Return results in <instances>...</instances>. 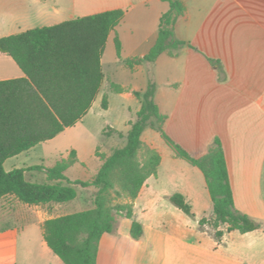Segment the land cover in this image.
<instances>
[{"label": "crops", "instance_id": "0c3cea01", "mask_svg": "<svg viewBox=\"0 0 264 264\" xmlns=\"http://www.w3.org/2000/svg\"><path fill=\"white\" fill-rule=\"evenodd\" d=\"M180 1L184 10L176 21L175 36L186 44L175 55L166 51L153 62L133 67L125 60L145 56L155 44L160 18L170 8L169 0H130L127 5L92 13L128 6L106 42L101 59L104 80L93 104L103 91V96L114 92L120 100L134 103V111L130 108L131 116L123 121V129L109 126L126 134L129 122L135 120L141 107V100L134 92H144L153 83L154 100L167 117L164 129L173 140L196 157L207 153L216 138L221 140L234 205L261 222L262 227L245 233L228 232L222 227L224 234L217 239L205 227L207 224L201 226V218L213 216V203L203 172L177 157L160 132L146 128L142 140L160 153L159 167L165 165L175 170L184 180L185 185L177 186L168 196L181 193L191 207L202 205L204 213L196 220L195 227L179 224L162 228L143 223L144 235L139 240L130 234L132 219L119 216L116 229L105 233L100 240L97 264H264V0ZM130 14L134 20L129 26H123ZM75 17L78 16L73 0H0V35L54 25ZM49 18L57 21L39 25L42 19ZM116 38L121 42V53L118 54L116 47L115 64L128 72L125 78L112 79L106 73L104 54L111 39L116 46ZM24 76L16 61L0 51V80ZM112 83L123 90H112ZM111 107L110 101L107 109ZM78 158L80 163L84 162L79 152ZM33 165L49 167L41 161L13 165L12 169ZM28 176L40 181L46 178L41 171H30ZM148 179L140 193L148 187ZM80 196L78 193L73 206L81 203ZM133 204L135 214L136 199ZM209 205L212 209L207 213ZM14 206L29 209L30 215L16 211ZM58 207H64L65 211L55 215ZM37 208L39 212H35ZM70 210L65 203L29 205L13 195L3 197L0 218L12 217L22 228L12 225L0 228V264H65L46 242L42 224L48 218L72 213ZM32 224L39 228H28Z\"/></svg>", "mask_w": 264, "mask_h": 264}, {"label": "trees", "instance_id": "16d2710c", "mask_svg": "<svg viewBox=\"0 0 264 264\" xmlns=\"http://www.w3.org/2000/svg\"><path fill=\"white\" fill-rule=\"evenodd\" d=\"M170 8L160 18L155 44L143 57L125 60L129 67L155 61L163 52L175 55L186 42L175 36V24L183 13L180 0H169ZM116 8L78 16L66 21L0 35V51L10 55L24 71L21 78L0 80V200L13 195L29 205L66 203L77 198L76 186L95 189L93 206L46 219L43 234L53 252L65 264H97L102 236L116 229L119 216L132 219L130 234L139 240L144 225L134 217L133 201L147 179L157 175L160 153L142 140L146 128L161 133L177 157L198 167L204 174L213 203V216L203 217L221 239L228 232L242 233L262 227V223L240 212L234 205L233 191L222 142L216 138L208 152L196 157L173 140L165 131L166 115L154 100L155 86L150 83L144 92L135 91L141 100L136 119L130 121L126 134L109 127L108 135L117 133L126 138L125 145L103 157L91 179H70L66 172L77 161L58 160L53 166L33 165L6 170L5 161L37 144L53 139L66 128L76 125L90 110L104 80L102 55L110 32L125 15ZM118 54L121 42L116 38ZM112 90L123 88L111 84ZM108 94L102 107L108 108ZM30 171H41L45 180H33ZM131 201L115 202L116 197ZM171 201L187 214L192 207L181 193Z\"/></svg>", "mask_w": 264, "mask_h": 264}, {"label": "rangeland", "instance_id": "374dc122", "mask_svg": "<svg viewBox=\"0 0 264 264\" xmlns=\"http://www.w3.org/2000/svg\"><path fill=\"white\" fill-rule=\"evenodd\" d=\"M130 0H73L74 11L77 16L89 15L94 12L101 11L107 7H115L117 5H127ZM50 2V1H48ZM123 9L127 10L128 6ZM133 14H130L126 19L123 26L131 24ZM57 18L42 19L39 25H47L56 22ZM44 23V24H42ZM116 46L113 39L107 45L104 54V63L107 76L125 78L126 72L123 67L117 68L115 64ZM108 84V83H106ZM112 89V88H111ZM103 93L99 94L97 101L93 104L91 110L84 116L83 120L78 121L76 125L66 128L59 134L53 141L38 145L35 149L28 153H23L20 156L10 158L6 164L5 169H12L13 165L23 166L25 164H35L44 162L46 165L51 166L58 160H69L72 158L71 151L76 150L77 161L71 166L66 174L72 179H91L100 168L103 157L111 153L115 148L121 147L125 141V137H120L117 133L108 135L109 126L117 127L118 129L124 128L126 117L131 116V111H134L135 104L128 101H122L114 93L111 92L108 96V101L112 103L110 109L102 107ZM134 114V112H133ZM136 119V118H135ZM78 152L84 162L79 161ZM183 178L175 170H169L165 165L158 168L157 175H152L148 179V187L138 195L136 198L135 214L134 217L142 224L154 225L162 228H171L172 225L188 224L195 227L196 220L202 215V205L192 206V214H187L178 206H176L168 196V193L176 191L177 186H184ZM181 184V185H180ZM80 196V202L73 206L74 201L65 203L69 206L70 211H78L90 208L93 205V195L95 189L83 188L76 186ZM82 193V194H81ZM130 201L129 198L121 196L116 197L115 202ZM25 206V205H24ZM207 213L211 212V206H208ZM16 211L26 215H30L29 209L21 208V206H14ZM64 207L55 209L54 214L58 215L63 213ZM40 209H35L39 212ZM52 214V213H51ZM12 225V227L22 228V224L12 217L0 218V228ZM209 227V230L215 232V229ZM28 228L38 229V225H31Z\"/></svg>", "mask_w": 264, "mask_h": 264}]
</instances>
